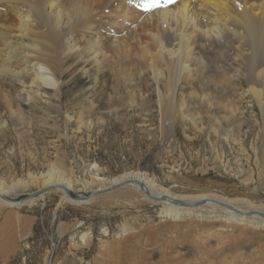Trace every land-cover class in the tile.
Here are the masks:
<instances>
[{
  "label": "rangeland",
  "instance_id": "rangeland-1",
  "mask_svg": "<svg viewBox=\"0 0 264 264\" xmlns=\"http://www.w3.org/2000/svg\"><path fill=\"white\" fill-rule=\"evenodd\" d=\"M71 60L61 95L35 92L36 100L21 103L25 118L5 116L0 103V183L12 187L56 166L71 182L70 197L84 202L34 185L5 190L19 207L0 204V264H264V119L238 94V118L216 102L226 72L206 64L205 80L184 88L171 121L154 69H85ZM162 70L166 94L170 73ZM131 172L143 173L156 196L170 193L189 209L176 216L165 202L130 198L127 181L111 185ZM197 195L231 201L260 220L228 221Z\"/></svg>",
  "mask_w": 264,
  "mask_h": 264
},
{
  "label": "bare ground",
  "instance_id": "bare-ground-1",
  "mask_svg": "<svg viewBox=\"0 0 264 264\" xmlns=\"http://www.w3.org/2000/svg\"><path fill=\"white\" fill-rule=\"evenodd\" d=\"M74 57L85 69L90 63L97 69L119 65L154 69L159 94L165 98L161 101L162 106L165 102L164 116L171 121L175 109L184 106V88L205 80L207 64L209 69L226 72V93L216 102L225 106L231 118L240 113L234 108L238 94L241 100L257 106L264 119V0H0V103H6L5 116L25 118L21 103L36 100L34 93L43 88H52L59 97L63 76L72 69ZM162 69L170 73L166 94L161 93L159 84ZM212 72L209 91L215 95L217 83L211 80ZM8 80L18 87H9V92L5 86ZM124 181L127 187L131 185L130 198L141 195L152 202H165L176 216L189 209L177 206L170 193L156 196L154 184L141 172L111 179V185ZM17 182L12 187L0 183V204L19 207L5 190L26 185L36 186L40 193L54 189L62 194V201L84 202L83 198L70 197L71 182L56 166ZM191 198L212 201H207V207L225 212L231 222L260 220L259 215L249 217L231 201L218 205L210 195Z\"/></svg>",
  "mask_w": 264,
  "mask_h": 264
},
{
  "label": "water",
  "instance_id": "water-1",
  "mask_svg": "<svg viewBox=\"0 0 264 264\" xmlns=\"http://www.w3.org/2000/svg\"><path fill=\"white\" fill-rule=\"evenodd\" d=\"M167 198H168V197H167ZM167 198H166V199H167ZM174 202H175V203H178L177 201H174ZM260 215H261L262 217H264V214H260Z\"/></svg>",
  "mask_w": 264,
  "mask_h": 264
}]
</instances>
